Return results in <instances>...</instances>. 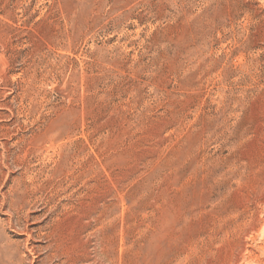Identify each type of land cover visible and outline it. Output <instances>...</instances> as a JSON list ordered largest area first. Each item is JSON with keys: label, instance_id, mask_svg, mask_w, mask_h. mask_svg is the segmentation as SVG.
<instances>
[{"label": "rangeland", "instance_id": "obj_1", "mask_svg": "<svg viewBox=\"0 0 264 264\" xmlns=\"http://www.w3.org/2000/svg\"><path fill=\"white\" fill-rule=\"evenodd\" d=\"M0 264H264V0H0Z\"/></svg>", "mask_w": 264, "mask_h": 264}]
</instances>
